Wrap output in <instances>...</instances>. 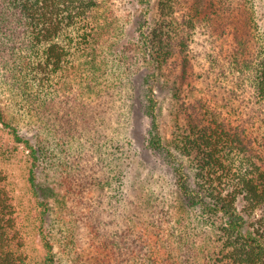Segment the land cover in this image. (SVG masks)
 Instances as JSON below:
<instances>
[{
    "label": "trees",
    "instance_id": "1",
    "mask_svg": "<svg viewBox=\"0 0 264 264\" xmlns=\"http://www.w3.org/2000/svg\"><path fill=\"white\" fill-rule=\"evenodd\" d=\"M135 2L125 38L107 0H0V82L30 113L35 144L1 106L0 124L30 149L37 198L23 216L0 169V264H58L55 241L71 264H264V44L251 0ZM141 71L146 148L174 178L136 199L104 147ZM27 221L41 260L25 252Z\"/></svg>",
    "mask_w": 264,
    "mask_h": 264
},
{
    "label": "rangeland",
    "instance_id": "2",
    "mask_svg": "<svg viewBox=\"0 0 264 264\" xmlns=\"http://www.w3.org/2000/svg\"><path fill=\"white\" fill-rule=\"evenodd\" d=\"M107 2L111 5L114 14L119 17V22L125 24L123 36L132 38L134 35L132 21L137 10L135 0H107ZM251 9L258 27L257 33L264 44V0H251ZM113 58L114 56L110 51H106L101 58L106 62L109 74H111L110 70L116 71L117 68ZM85 59V56H78L75 61L81 68H84ZM145 74V71H141L133 80L126 82L124 107L118 115L115 127L107 138L104 147L106 153L113 157L115 162L119 163L123 171L126 172V182L128 183H126V189L131 193L130 196L136 199L137 195L146 197L145 194L149 192L147 189L153 190L155 194L160 191L167 192L169 183L173 182L174 178L171 168L164 160V153L150 151L146 148V140L148 141L150 137L151 117L148 115L144 97ZM55 80L56 77L53 78V82ZM76 84L80 86L79 82ZM0 106L6 112L8 121L12 125L18 126L20 134L30 138V141L35 144L34 124L30 113L22 107L15 93L2 82H0ZM164 121L166 124V120ZM30 166V149L25 146V143L15 139L9 127L0 124V169L7 177L23 216H30L33 202L37 199L32 194L28 181ZM53 171H49L51 177L46 180L55 191L49 198L54 200L57 197V200H60L64 189L57 184L58 178L55 171L52 174ZM42 178L40 177L39 180L43 181ZM66 199L67 197H64V200ZM59 212L60 209L58 212L50 210L51 215ZM33 222L27 221L29 227L25 229L27 231L25 252L30 258L41 260L45 251ZM54 251L58 264H71L57 241H55Z\"/></svg>",
    "mask_w": 264,
    "mask_h": 264
}]
</instances>
